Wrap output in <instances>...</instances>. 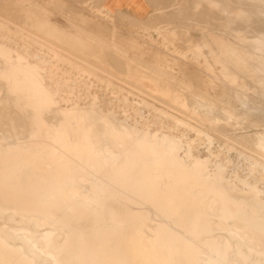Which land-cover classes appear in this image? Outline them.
I'll return each mask as SVG.
<instances>
[{
  "label": "rangeland",
  "instance_id": "374dc122",
  "mask_svg": "<svg viewBox=\"0 0 264 264\" xmlns=\"http://www.w3.org/2000/svg\"><path fill=\"white\" fill-rule=\"evenodd\" d=\"M145 1L151 13L147 18L137 20L110 13L101 0H0V145H3L0 146V211L4 215L10 212L16 218L26 220L27 212L40 210L49 220L51 215L55 220L61 218L71 232H66L61 242L52 245V237L57 231L37 227L41 234L38 238L45 243V248L40 249L33 242L30 227L12 226L6 218L0 217V228L13 235L21 234L29 243L32 242L42 257L54 260L53 264H59L68 257L72 263L62 264H97L108 258L106 254L111 250L116 252L115 260L122 264H199L202 262L199 256L204 247L210 251L206 256L207 264H236L228 258L232 249L243 264H264V249L259 248L258 242L253 238L238 240L234 230L216 228L213 223L218 220H238L258 231L264 241V171L259 166L264 163V157L258 154L259 150L264 152V60L259 58L264 52L257 49L264 42V0ZM243 2L250 4L251 10ZM48 4H51L50 9ZM230 7L238 8L231 10ZM253 8L257 9V13ZM237 11L242 14H235ZM87 21L93 23L87 24ZM238 22L240 23L237 24ZM259 22H263V25L259 26ZM241 23L248 25L244 24L246 27H243ZM255 26L257 30H254ZM241 32L247 34H240ZM251 32L257 36L259 34L261 38ZM248 34L255 35L256 38H251ZM65 37L87 46L89 50L85 48L83 52L74 48L66 42ZM115 44L120 45L115 48ZM141 49L143 54L139 53ZM28 55L45 58V70L33 72L24 59ZM82 63L86 66L83 67ZM96 68L98 75L95 73ZM105 76H109L107 80ZM230 80H233L231 84L228 83ZM223 93L232 97L227 98ZM86 94L88 97H98L97 106L102 112L110 109L111 102L116 110H124L132 120L138 118L139 129L169 133L180 142L178 154L181 161L171 148L148 143L139 132L128 135L125 128L111 124L107 119L87 110L72 117L60 116L57 112L58 106L61 109L70 108L79 100L82 103L87 101L83 98ZM160 94H169L179 111L173 108L166 110L163 100L154 99ZM178 98L181 103L177 101ZM117 116L118 119H123L119 114ZM179 116V119L186 121L177 122L176 118ZM128 125L134 126L132 121H128ZM197 130L211 136L210 144ZM188 145L191 146L194 157L206 158L207 162L200 165L199 162L189 161V166L182 163L188 160ZM36 146L45 151L53 146L70 148L74 153L65 156V160H62L65 161L63 167H56L53 173H46L45 168L44 176H36L23 161L27 156L21 153L22 149ZM91 150L97 154L92 155L90 160L99 164L98 169L102 177L110 180L108 182L113 185L112 190L108 189L104 179H93L90 174L86 175L87 180H90L84 183L78 181L75 175L67 176V168L80 160L76 152ZM122 150L126 154L121 153ZM57 157L49 155V158ZM42 158L41 153L35 155V163L40 168H44ZM201 169L205 170L203 176L199 173ZM185 174L192 176L194 181L187 182ZM57 183L60 184L61 193L54 195L51 190ZM73 187L87 195L86 198L96 206L91 207L80 199H74V194L69 192ZM197 187H200V191ZM210 195L221 201L220 216L204 209L203 202ZM37 197L42 199L41 203L36 202ZM241 200L248 205H239ZM228 203L233 206V210ZM248 208H252L254 212ZM151 211L156 212V220L152 219ZM238 232L242 230L239 229ZM147 243L149 248L145 249L144 245ZM22 249L24 250L20 242L8 241L0 232V264H45L41 258L37 260L32 255L30 257Z\"/></svg>",
  "mask_w": 264,
  "mask_h": 264
},
{
  "label": "bare ground",
  "instance_id": "6f19581e",
  "mask_svg": "<svg viewBox=\"0 0 264 264\" xmlns=\"http://www.w3.org/2000/svg\"><path fill=\"white\" fill-rule=\"evenodd\" d=\"M35 1V0H34ZM153 1H155L156 2V0H153ZM234 1V0H233ZM236 1V0H235ZM234 1V2H235ZM237 1H239V0H237ZM243 1H245V0H243ZM11 2V1H10ZM15 2V1H14ZM33 2V1H32ZM31 2V3H32ZM38 2V1H37ZM240 2V1H239ZM246 2H248V1H246ZM246 2H243V5H244V3H245V5H246ZM261 2H263V1H261ZM29 3V2H28ZM45 3H46V1H45ZM44 3V4H45ZM58 3V2H57ZM72 3V2H71ZM178 3V2H177ZM200 3V2H199ZM217 3H219V1L217 2ZM222 3L224 4L225 3V1H222ZM237 3V2H236ZM16 4V3H15ZM19 4V3H18ZM41 4V3H40ZM44 4H42V5H44ZM52 4V3H51ZM51 4H48L49 5V9H50V6H51ZM53 4H55V3H53ZM176 4V3H175ZM201 4V3H200ZM220 4H221V2H220ZM232 4V3H231ZM231 4L229 5V6H231ZM3 5V4H2ZM6 5V4H5ZM10 5V4H9ZM22 5V4H21ZM60 5V4H59ZM59 5H55L56 7H59ZM214 5V4H213ZM233 6H235L236 7V5H234V4H232ZM248 5V4H247ZM246 5V6H247ZM250 5V4H249ZM249 5H248V7H249ZM13 6V5H12ZM61 6V5H60ZM224 6V5H223ZM17 7H18V5H17ZM48 7V6H47ZM68 7V6H67ZM156 7V6H155ZM168 7V6H167ZM225 7V6H224ZM227 7H228V5H227ZM234 7V8H235ZM238 7H241V6H239L238 5ZM237 7V8H238ZM247 7V8H248ZM253 7V6H252ZM11 8H13V7H11ZM21 8V7H20ZM72 7H70V9H71ZM233 7H230V9L231 10H233L234 9ZM236 8V9H237ZM244 7H242V9H243ZM246 8V9H247ZM255 8V7H254ZM254 8H253V10H254ZM54 9H55V7H54ZM59 9V8H58ZM73 9V8H72ZM236 9H234V10H236ZM240 10V11H242V13H243V10ZM249 10H251V8L249 7L248 8ZM65 10V9H64ZM74 10V9H73ZM173 10V9H172ZM239 10V9H238ZM244 10H245V8H244ZM257 9H255L254 11H256ZM262 10V9H261ZM18 11V10H17ZM21 11V10H20ZM28 11H30V9L28 10ZM72 11V10H71ZM108 11V10H107ZM169 11V10H168ZM171 11V10H170ZM240 11H237V13H235V14H238V12H239V14L241 13ZM245 11H247V10H245ZM244 11V12H245ZM254 11H252L253 12V14H255L256 15V13H257V11H256V13L254 12ZM205 12V11H204ZM203 12V13H204ZM209 12V11H208ZM215 12V11H214ZM251 12V11H250ZM249 12V13H250ZM10 13V12H9ZM27 13V12H26ZM26 13H23V14H26ZM52 13V12H51ZM166 13V12H165ZM184 13V12H183ZM213 13V12H212ZM241 13V14H242ZM247 13L248 12H246L245 14L247 15ZM261 13H262V11H261ZM36 14V13H35ZM198 14H200V13H198ZM207 14V13H206ZM210 14V13H209ZM208 14V15H209ZM217 14V13H216ZM230 14V13H229ZM235 14H234V16H235ZM244 14V15H245ZM258 14H259V9H258ZM264 14V13H263ZM263 14H261V15H263ZM37 15V14H36ZM205 15V14H204ZM26 16V15H25ZM29 16H31V14H30V12H29ZM48 16V15H47ZM158 16V15H157ZM175 16V15H174ZM206 16V15H205ZM220 16V15H219ZM241 16H243V15H241ZM240 16V17H241ZM257 16V15H256ZM255 16V17H256ZM70 17V16H69ZM127 17V16H126ZM160 17V16H159ZM170 17V16H169ZM176 17V16H175ZM184 17V16H183ZM182 17V18H183ZM221 17V16H220ZM246 17V16H245ZM26 18V17H25ZM34 18V17H33ZM32 18V19H33ZM40 19H42L41 17H39ZM76 18V17H75ZM125 18V17H124ZM174 18V17H173ZM178 18V17H177ZM181 18V19H182ZM185 18V17H184ZM216 18V17H215ZM217 18H218V16H217ZM222 18V17H221ZM262 18V17H261ZM1 19V18H0ZM35 19H36V17H35ZM72 20H75V19H73V18H71ZM77 19H79V17L77 18ZM76 19V20H77ZM81 19V18H80ZM84 19V18H83ZM83 19H81L82 21H83ZM188 19V18H187ZM219 19V18H218ZM243 19V18H242ZM241 19V20H242ZM256 20L255 21H257V18H255ZM37 20V19H36ZM85 20V19H84ZM159 20V19H158ZM172 20V19H171ZM185 20V19H184ZM204 20V19H203ZM216 20V19H215ZM241 20H239V21H241ZM247 20V19H246ZM264 20V18L262 19V21ZM14 21V20H13ZM50 21V20H49ZM167 21V20H166ZM182 21V20H181ZM211 21H212V19H211ZM253 21H254V19H253ZM2 22H3V20H2ZM7 22V21H6ZM37 22V21H36ZM41 22V21H40ZM48 22V21H47ZM61 22V21H60ZM88 22L89 21H87V24H88ZM91 22V21H90ZM89 22V23H90ZM155 22V21H154ZM180 22V21H179ZM210 22V21H209ZM244 22V21H243ZM46 23V22H45ZM49 23V22H48ZM69 23V22H68ZM77 23V22H76ZM91 23H93V22H91ZM141 23V22H140ZM143 23V22H142ZM190 23V22H189ZM203 23V22H202ZM205 23V22H204ZM240 22H238L237 24H239ZM248 23V22H247ZM246 23V24H247ZM256 23H258V22H256ZM260 24H259V26L261 25H263V24H261V23H263V22H259ZM3 24V23H2ZM8 24V23H7ZM10 24V23H9ZM51 24V21H50V23L48 24V25H50ZM78 24V23H77ZM80 24V23H79ZM78 24V25H79ZM86 24V25H87ZM236 24V25H237ZM241 24H243V23H241ZM245 24V23H244ZM243 24V25H244ZM245 24V25H246ZM249 24H251L250 22H249ZM253 24V23H252ZM251 24V25H252ZM27 25V24H26ZM33 25V24H32ZM45 25V24H44ZM55 25H57V24H55ZM125 25V24H124ZM213 25H217V24H213ZM224 25V24H223ZM234 25H235V21H234ZM233 25V26H234ZM242 25V26H243ZM243 26V27H246V26ZM256 25V24H255ZM14 26V25H13ZM35 26V25H34ZM45 26H47V25H45ZM45 26H43V27H45ZM89 26V25H88ZM164 26V25H163ZM201 26V25H200ZM222 26V25H221ZM228 26V25H227ZM230 26V25H229ZM231 26H232V24H231ZM254 26V25H253ZM17 27V26H16ZM58 27V26H57ZM81 27H83V25L81 26ZM90 27V26H89ZM193 27H195V26H193ZM210 27V26H209ZM249 27V26H248ZM250 27H252V26H250ZM256 27V26H255ZM254 27V28H255ZM61 28H62V26H61ZM79 28H80V26H79ZM84 28V27H83ZM96 28V27H95ZM196 28H197V26H196ZM216 28V27H215ZM233 28V27H232ZM253 28V27H252ZM251 28V29H252ZM262 28H264V26H262ZM45 29V28H44ZM50 29V28H49ZM53 29H55V28H53ZM208 30H210L209 28H207ZM235 30H236V26H235V28H234ZM259 29V28H258ZM17 30V29H16ZM21 30H22V28H21ZM62 30V29H61ZM188 30V29H187ZM200 30V29H199ZM233 30V29H232ZM244 30V29H243ZM242 30V31H243ZM250 30V29H249ZM254 30H257V27H256V29H254ZM26 31V30H25ZM28 31H31V30H28ZM53 31V30H52ZM60 31V30H59ZM89 31V30H88ZM98 31V30H97ZM185 31V30H184ZM238 32H240L239 30H237ZM251 31V30H250ZM252 31H253V29H252ZM3 32V31H2ZM11 32V31H10ZM21 32H24V31H21ZM73 32V31H72ZM180 32V31H179ZM255 32V31H254ZM252 33L251 32V34H255V33ZM261 32V31H260ZM259 32V33H260ZM13 33V32H12ZM15 33H17V32H15ZM19 33H20V31H19ZM32 33H34V32H32ZM116 33V32H115ZM210 33H211V31H210ZM237 33V32H236ZM235 33V34H236ZM257 33H258V31H257ZM21 34V33H20ZM41 34V33H40ZM96 34H98L97 32H96ZM107 34H109V33H107ZM112 34V33H111ZM181 34V33H180ZM205 34H206V32H205ZM219 34V33H218ZM234 34V33H233ZM239 34V33H238ZM237 34V35H238ZM240 34H247V32L245 33H240ZM263 34V33H262ZM27 35H30V34H27ZM26 35V36H27ZM34 35H36V34H34ZM130 35V34H129ZM172 35V34H171ZM208 35V34H207ZM216 35V34H215ZM229 35V34H228ZM249 35V34H248ZM256 36H257V34H255ZM255 35L253 36V35H251V36H253V37H255ZM264 35V34H263ZM107 36H109V35H107ZM107 36H106V38H107ZM121 36V35H120ZM165 36V35H164ZM182 36H183V34H182ZM220 36V35H219ZM234 36V35H233ZM250 36V35H249ZM250 36V37H251ZM32 37V36H31ZM37 38L39 37V36H36ZM35 37V38H36ZM102 37V36H101ZM104 37H105V35H104ZM103 37V38H104ZM110 37V36H109ZM168 37V36H167ZM171 37H173V36H171ZM204 37V36H203ZM211 37H212V35H211ZM215 37H217V35L215 36ZM245 37V36H244ZM246 37H247V35H246ZM257 37H259V38H261L260 36H259V34H258V36ZM42 39H43V37H41ZM40 38V39H41ZM66 38V42L67 43H69V44H71V45H73V47L74 48H78V49H81L82 51L86 48V49H88V47L87 46H85V45H82V44H78V43H75V42H73V41H71L70 39H67V37H65ZM73 38V37H72ZM114 38V37H113ZM125 38V37H124ZM127 38V37H126ZM135 38V37H134ZM213 38V37H212ZM252 38V37H251ZM256 38V37H255ZM258 38V39H259ZM108 39V38H107ZM115 39V38H114ZM113 39V40H114ZM128 39H130V38H128ZM136 39V38H135ZM174 39V38H173ZM214 39H216V38H214ZM226 39V38H225ZM224 39V40H225ZM247 39V38H246ZM8 40H10V39H8ZM37 40V39H36ZM44 40H46L45 38H44ZM104 40V39H103ZM112 40V41H113ZM169 40V39H168ZM208 40H210V39H208ZM218 40V39H217ZM220 40H221V38H220ZM223 40V39H222ZM261 40H263V39H261ZM80 41V40H79ZM115 41H117V40H115ZM114 41V42H115ZM126 41V40H125ZM125 41H123V42H125ZM130 41V40H129ZM207 41V39L205 40V42ZM214 43H215V41L214 40H212ZM211 41V42H212ZM38 42H39V40H38ZM49 42H51V41H49ZM81 42V41H80ZM131 42V41H130ZM129 42V43H130ZM203 42H204V40H203ZM209 42V41H208ZM219 42V41H218ZM44 43H45V41H44ZM88 43V42H87ZM133 43H134V41H133ZM136 43V42H135ZM138 43V42H137ZM136 43V44H137ZM202 43V42H201ZM207 43V42H206ZM216 43H217V41H216ZM222 43H224V42H222ZM52 44V43H51ZM55 44V43H54ZM92 44V43H91ZM90 44V45H91ZM121 44H123V43H121ZM135 44V45H136ZM208 44V43H207ZM211 44V43H210ZM213 44V43H212ZM211 44V45H212ZM218 44V43H217ZM219 44H221V43H219ZM56 45V44H55ZM90 45H89V47H90ZM116 45H120V44H115V48H116ZM128 45H130V44H128ZM133 45V44H132ZM180 45V44H179ZM44 46V45H43ZM124 46V45H123ZM122 46V47H123ZM139 46H141V45H139ZM221 46V45H220ZM223 46V45H222ZM51 47H52V45H51ZM55 47V46H54ZM101 47V46H100ZM108 47V46H107ZM135 47V46H134ZM134 47H133V49H134ZM12 48V47H11ZM59 48H60V46H59ZM118 48V47H117ZM123 48H125V50H126V47H123ZM130 48H131V46H130ZM137 48H139V47H137ZM206 48V47H205ZM227 48V47H226ZM7 49V48H6ZM5 49V50H6ZM92 50H93V48H91ZM132 49V48H131ZM136 49V48H135ZM228 49V48H227ZM238 49H240V48H238ZM257 49L259 50V51H262V52H264V42H261V44L257 47ZM89 50V49H88ZM129 50V49H128ZM136 50H138V49H136ZM136 50H135V52H136ZM148 50V49H147ZM219 50V49H218ZM7 51V50H6ZM51 51V50H50ZM64 51V50H63ZM62 51V52H63ZM97 51V50H96ZM103 51V50H102ZM122 51V50H121ZM130 51H132V50H130ZM61 52V53H62ZM84 52V51H83ZM93 52V51H92ZM137 52H139V51H137ZM210 52H212V51H210ZM221 52V51H220ZM4 53V52H3ZM10 53V52H9ZM68 53V52H67ZM71 53V52H70ZM73 53V52H72ZM86 53H88V52H86ZM104 53V52H103ZM127 53V52H126ZM139 53H141V54H143L142 53V49H141V52H139ZM241 53V52H240ZM63 54H65V52L63 53ZM92 54V53H91ZM97 54V53H96ZM112 54V53H111ZM132 54V53H131ZM134 54V53H133ZM159 54V53H158ZM217 54V53H216ZM222 54V53H221ZM229 54H231V53H229ZM235 54H237V53H235ZM235 54H234V56H235ZM21 55V54H20ZM33 55V54H32ZM66 55V54H65ZM72 55V54H71ZM98 55V54H97ZM97 55H96V57H97ZM101 55H102V53H101ZM113 56H114V54H112ZM136 55V54H135ZM134 55V56H135ZM149 55V54H148ZM166 55V54H165ZM239 55V54H238ZM77 56V55H76ZM100 56V55H99ZM111 56V55H110ZM118 56V55H117ZM122 56V55H121ZM120 56V57H121ZM134 56H131L132 58L134 57ZM144 56H146V55H144ZM210 57L212 56V55H209ZM216 57H217V55H215ZM245 56H247V54L245 55ZM244 56V57H245ZM254 56V55H253ZM252 56V57H253ZM75 57V56H74ZM103 57V56H102ZM101 57V58H102ZM105 57V56H104ZM151 57V56H150ZM158 57V56H157ZM209 57V58H210ZM219 57H220V55H219ZM219 57H217V58H219ZM231 57V56H230ZM238 57V56H237ZM236 57V58H237ZM122 58H123V56H122ZM125 58V57H124ZM137 58H139V57H137ZM149 58V57H148ZM156 58V57H155ZM213 58V57H212ZM251 58V57H250ZM253 58H255V57H253ZM259 58L260 59H262V60H264V54H261V56H259ZM3 59V58H2ZM13 59V58H12ZM24 59H25V61H26V63H28V65L29 66H31V67H29L30 69H33V72H43L44 70H45V68H46V65H47V61L45 60V58H43V57H41V56H39V55H34V56H24ZM71 59V58H70ZM78 59H79V56H78ZM104 59V58H103ZM216 59V58H215ZM237 59H239V58H237ZM236 59V60H237ZM244 59V58H243ZM242 59V60H243ZM76 60V59H75ZM84 60H86V59H84ZM148 60V59H147ZM151 60H152V58H151ZM219 60V59H218ZM52 61V60H51ZM72 61V60H71ZM77 61V60H76ZM82 61H83V58H82ZM81 61V62H82ZM87 62H88V60H86ZM222 61H223V59H222ZM244 61V60H243ZM247 61V59H245V62ZM250 61V60H249ZM80 62V63H81ZM108 62V61H107ZM140 62V61H139ZM218 62V61H217ZM234 62V61H233ZM236 62V61H235ZM245 62H243V64L245 63ZM74 63V62H73ZM78 63V62H77ZM142 63V62H141ZM150 63V62H149ZM158 63H160V62H158ZM162 63V62H161ZM165 63V62H164ZM213 63H215V62H213ZM239 63V62H238ZM250 63V62H249ZM260 63V62H259ZM143 64V63H142ZM166 64V63H165ZM225 64H227V63H225ZM241 64V63H240ZM239 64V65H240ZM254 64H256V62L254 63ZM261 64V63H260ZM1 65V64H0ZM8 65V64H7ZM82 65H83V63H82ZM81 65V66H82ZM85 66H86V64H84ZM84 65H83V67H84ZM91 65H92V62H91ZM94 65V64H93ZM123 65H124V62H123ZM144 65H145V63H144ZM149 65V64H148ZM153 65V64H152ZM155 65V64H154ZM248 65V64H247ZM89 66V65H88ZM150 66V65H149ZM192 66V65H191ZM229 66V65H228ZM234 66H235V64H234ZM241 66V65H240ZM6 67V66H5ZM95 67V66H94ZM127 67V66H126ZM144 67H146V66H144ZM154 67V66H153ZM208 67V66H207ZM215 67V66H214ZM237 67V66H236ZM255 67H256V65H255ZM87 68V67H86ZM89 68V67H88ZM92 68V67H91ZM206 68V67H205ZM252 68H253V66H252ZM262 68H263V66H262ZM158 69V68H157ZM209 69V68H208ZM240 69V68H239ZM251 69V68H250ZM254 69V68H253ZM252 69V70H253ZM261 69V68H260ZM89 70V69H88ZM97 68L95 69V71H94V69H93V71L95 72V73H97V75L99 74V72H97ZM115 70H116V68H115ZM162 70V69H161ZM232 70V69H231ZM249 70V69H248ZM101 71V70H100ZM142 71V70H141ZM220 71V70H219ZM224 71V70H223ZM239 71H241V69L239 70ZM244 71H246V70H244ZM263 71H264V69H263ZM87 72H89V71H87ZM92 72V71H91ZM199 72V71H198ZM210 72V71H209ZM221 72V71H220ZM226 72V71H225ZM229 72V71H228ZM253 72H254V70H253ZM105 73V72H104ZM159 73H161V72H159ZM163 73H164V71H163ZM216 73V72H215ZM214 73V74H215ZM230 73V72H229ZM240 73V72H239ZM101 74H102V72H101ZM207 74V73H206ZM213 74V73H212ZM244 74V73H243ZM252 74V73H251ZM257 74H259V73H257ZM92 75H94V74H92ZM103 75V74H102ZM106 75V74H105ZM107 75H109V74H107ZM161 75H162V73H161ZM216 75V74H215ZM220 75V74H219ZM225 75H226V73H225ZM237 75H238V73H237ZM237 75H236V77H237ZM254 75V74H253ZM19 76H20V74H19ZM57 76V75H56ZM164 76V75H163ZM217 76V75H216ZM221 76V75H220ZM228 76V75H227ZM240 76H241V74H240ZM239 76V77H240ZM242 76H244V75H242ZM251 76V75H250ZM99 77V76H98ZM107 77H109V76H105V79L107 80ZM110 77H113V76H110ZM155 77V76H154ZM234 77V76H233ZM255 77V76H254ZM95 79H97V77H95ZM147 79H148V77H147ZM161 79H162V77H161ZM164 79H165V77H164ZM170 79H171V77H170ZM208 79H209V77H208ZM227 79H228V77H227ZM229 79H231V77H229ZM240 79H241V77H240ZM245 79H247V76L245 77ZM257 79H258V77H257ZM19 80V79H18ZM103 80V79H102ZM109 80V79H108ZM140 80V79H139ZM146 80V79H145ZM203 80V79H202ZM255 80V79H254ZM253 80V81H254ZM98 81V80H97ZM115 81V80H114ZM126 81V80H125ZM151 81V80H150ZM200 81V80H199ZM231 81H233V80H230L228 83H230ZM257 81V80H256ZM86 82V81H85ZM110 82V81H109ZM112 82V81H111ZM205 82V81H204ZM242 82V81H241ZM5 83V82H4ZM3 82H2V84H4ZM152 83V82H151ZM206 83V82H205ZM247 83V82H246ZM1 84V85H2ZM84 85H85V83H83ZM87 84H88V82H87ZM110 84H112V83H110ZM171 84V83H170ZM209 84V83H208ZM223 84V83H222ZM231 84V83H230ZM240 84V83H239ZM243 84V83H242ZM241 84V85H242ZM252 84V83H251ZM99 85V84H98ZM115 85V84H114ZM114 85H113V87H114ZM234 85V84H233ZM11 86V85H10ZM41 86V85H40ZM70 86V85H69ZM72 86H74V85H72ZM86 86V85H85ZM92 86V85H91ZM116 86H118V85H116ZM125 86V85H124ZM132 86V85H131ZM158 86H160V85H158ZM207 86V85H206ZM205 86V87H206ZM8 87V86H7ZM42 87V86H41ZM142 87V86H141ZM153 87V86H152ZM219 87V86H218ZM242 87V86H241ZM5 88V87H4ZM14 88V87H13ZM77 88H79L78 86H77ZM103 88V87H102ZM118 88V87H117ZM121 88H123V86H121ZM133 88V87H132ZM139 88H140V86H139ZM138 88V89H139ZM159 88V87H158ZM18 89V88H17ZM137 89V90H138ZM142 89V88H141ZM151 89V88H150ZM169 89V88H168ZM190 89V88H189ZM216 89V88H215ZM5 90H6V88H5ZM76 90V89H75ZM83 90V89H82ZM125 90V89H124ZM127 90H128V88H127ZM129 90H130V88H129ZM208 90H209V87H208ZM207 90V91H208ZM214 90V89H213ZM235 90V89H234ZM102 91V90H101ZM115 91V90H114ZM220 92V91H219ZM5 93V92H4ZM12 93V92H11ZM24 93V92H23ZM51 94H52V92H50ZM130 93H131V91H130ZM213 93V92H212ZM220 93H222V92H220ZM13 94V93H12ZM22 94V93H21ZM55 94V93H54ZM53 94V95H54ZM134 94H135V92H134ZM223 94H226V93H223ZM5 95V94H4ZM3 95V96H4ZM15 95V94H14ZM24 95V94H23ZM35 95V94H34ZM40 95V94H39ZM105 95V94H104ZM104 95H103V97H104ZM107 95V94H106ZM144 95V94H143ZM184 95V94H183ZM219 95V94H218ZM227 96H225V97H227L228 98V96H230V95H228V94H226ZM8 96V95H7ZM29 96V95H28ZM83 95H80V97H82ZM137 96V95H136ZM217 96V95H216ZM220 96V95H219ZM219 96H217V97H219ZM13 97V96H12ZM27 97V96H26ZM86 98V100L87 101H83V103L82 102H80V100H79V102L77 103H74L73 105H71V107L70 108H64V109H61V108H59V106L58 107H56L57 108V112L60 114V116H64V117H72V116H75V115H77L79 112H81L82 110H87V112H91V113H94V114H96L97 116H99V117H101V118H103V119H107L108 121H109V123H111V124H115V125H117L118 127H122V128H125V133L126 134H128V135H134L135 133H137V132H139V133H141L142 134V137H143V140L144 141H146V142H148V143H153V144H156V145H158L159 147H161V148H167V147H169V148H171L173 151H174V155L178 158V159H180V161H181V158H180V156H179V150H180V142L178 141V140H176L174 137H172L171 135H169V133H163V132H157V131H151L150 129H148V128H146V130H144V129H139V127H138V125H139V122H140V120L137 118V119H131L130 118V116L124 111V110H116V108H114L113 107V104L111 103V102H109V107H110V109L107 111V112H102V110H99V107L97 106V104H98V102H97V99H98V97L97 96H87V94H86V96L84 95L83 96V98ZM102 97V96H101ZM109 97V96H108ZM142 97V96H141ZM202 97H204V96H202ZM201 97V98H202ZM206 97H208V96H206ZM223 97V96H222ZM230 97H232V96H230ZM230 97H229V100H230ZM44 98H46V97H44ZM112 98V97H111ZM156 98H158V99H161V100H163L164 102H163V105L165 106V108H166V110H168L169 111V108H173V110H176L177 108L175 107L176 105H174L173 103H172V97L169 95V94H160V95H156L155 97H154V99H156ZM4 99V98H3ZM2 99V100H3ZM23 99H24V97H23ZM27 99H28V97H27ZM81 99V98H80ZM109 99V98H108ZM158 99H156V100H158ZM200 99V98H199ZM205 99V98H204ZM224 99V98H223ZM45 100V99H44ZM46 100H48V99H46ZM50 100V99H49ZM54 100V99H53ZM52 100V101H53ZM89 100V101H88ZM100 100H102V99H100ZM145 100V99H144ZM232 100V99H231ZM11 101V100H10ZM20 101V100H19ZM37 101V100H36ZM35 101V102H36ZM147 101H149V100H147ZM151 101V100H150ZM177 101L179 102V103H181V100L178 98L177 99ZM221 101H223L222 99H221ZM25 102V101H24ZM28 102V101H27ZM32 102V101H31ZM34 102V101H33ZM48 102V101H47ZM159 102H161L160 100H159ZM224 102V101H223ZM11 103V102H10ZM42 103H43V101H42ZM100 103V102H99ZM222 103V102H221ZM226 103V102H225ZM32 104V103H31ZM147 104V103H146ZM153 104V103H152ZM241 104V103H240ZM15 105V104H14ZM35 105V104H34ZM44 105H45V103H44ZM50 105H52V104H50ZM60 105V104H59ZM162 105V107L164 108V106ZM39 106V105H38ZM154 106V105H153ZM12 107H13V105H12ZM41 107H43V105L41 106ZM54 107V106H53ZM6 108V107H5ZM14 108V107H13ZM47 108V107H46ZM155 108V107H154ZM220 108V107H219ZM23 109V108H22ZM27 109V108H26ZM30 109V108H29ZM235 109H238V108H235ZM3 110V109H2ZM31 110V109H30ZM165 110V109H164ZM3 111H5V110H3ZM8 111V110H7ZM19 111H21V109L19 110ZM33 111V110H32ZM163 111V110H162ZM179 110L177 109V112H178ZM10 112V111H9ZM40 112V111H39ZM53 112V111H52ZM171 112V111H170ZM116 113H118L121 117H123V119L121 120V119H118L117 117V115H116ZM168 113V112H167ZM7 114V113H6ZM33 114V113H32ZM173 114V113H172ZM11 115V114H10ZM20 115V114H19ZM50 115V114H49ZM89 115V114H88ZM171 115V114H170ZM175 115V114H174ZM32 116V115H31ZM47 116V115H46ZM51 116V115H50ZM79 116V115H78ZM117 116V117H116ZM186 116V115H185ZM189 116V115H188ZM63 117V118H64ZM91 117V116H90ZM96 117V116H95ZM176 117H177V115H176ZM187 117V116H186ZM23 118V117H22ZM32 118H34L33 116H32ZM180 118V116L178 117V118H176V121L177 122H183V121H186L185 119L184 120H181V119H179ZM189 118V117H188ZM40 119V118H39ZM38 119V120H39ZM58 119V118H57ZM66 119V118H65ZM95 119V118H94ZM7 120V119H6ZM48 120V119H47ZM75 120V119H74ZM96 120H98L97 119V117H96ZM3 121H5V120H3ZM13 121V120H12ZM30 121V120H29ZM49 121V120H48ZM51 121V120H50ZM53 121H54V119H53ZM57 121V120H56ZM63 121V120H62ZM70 121V120H69ZM76 121V120H75ZM92 121V120H91ZM103 121V120H102ZM128 121H132V123H133V125L134 126H132V125H128ZM175 121V122H176ZM28 122V121H27ZM32 122V121H31ZM79 122V121H78ZM94 122V121H93ZM176 122V123H177ZM5 123V122H4ZM9 123V122H8ZM54 123H55V121H54ZM74 123V122H73ZM195 123H197V122H195ZM64 124V123H63ZM76 124V123H75ZM94 124V123H93ZM165 124V123H164ZM187 124V123H186ZM193 124V123H192ZM191 124V125H192ZM2 125V124H1ZM28 125V124H27ZM78 125V124H77ZM76 125V126H77ZM86 125V124H85ZM100 125V124H99ZM104 125V124H103ZM114 125V126H115ZM190 125V127L191 128H193V129H195L194 127H192V126H195V124L194 125H192L191 126ZM200 125V124H199ZM32 126H33V124H32ZM177 126V125H176ZM260 126V125H259ZM34 127H36V125L34 126ZM67 127V126H66ZM93 127V126H92ZM116 127V126H115ZM199 127H201V126H199ZM203 127H205V126H203ZM7 128V127H6ZM5 128V129H6ZM74 128V127H73ZM102 128H103V126H102ZM114 128V127H113ZM175 128V127H174ZM20 129V128H19ZM59 129H61V128H59ZM64 129V128H63ZM89 129V128H88ZM201 129V128H200ZM203 129V128H202ZM205 129V128H204ZM203 129V130H204ZM12 130V129H11ZM24 130V129H23ZM29 130V129H28ZM27 130V131H28ZM83 130V129H82ZM81 130V131H82ZM86 130V129H85ZM93 130V129H92ZM182 130V129H181ZM209 130V129H208ZM60 131V130H59ZM77 131V130H76ZM75 131V132H76ZM116 131V130H115ZM15 132V131H14ZM30 132H32V131H30ZM52 132H53V130H52ZM106 132V131H105ZM207 132V131H206ZM210 132V131H209ZM48 133H49V131H48ZM82 133H84V132H82ZM89 133V132H88ZM197 133L198 134H203L205 137H206V139L208 140V143L210 144V142H211V136H209V134H207V133H205V132H201L200 130L198 131L197 130ZM263 133V132H262ZM66 134V133H65ZM72 134V133H71ZM81 134V133H80ZM92 134V133H91ZM96 134V133H95ZM224 134V133H223ZM51 135V134H50ZM93 136H94V134H92ZM1 136H3V135H1ZM10 136V135H9ZM15 136V135H14ZM29 136H30V134H29ZM48 136H49V134H48ZM53 136V135H52ZM66 136H68L67 134H66ZM88 136V135H87ZM92 136V137H93ZM176 136V135H175ZM203 136V137H204ZM4 137V136H3ZM40 137H42L41 136V134H40ZM106 137V136H105ZM104 137V138H105ZM227 137V136H226ZM13 138V137H12ZM90 138V137H89ZM95 138V137H94ZM108 138H110V137H108ZM228 138V137H227ZM232 137H230V139H231ZM235 138V137H234ZM242 138H243V136H242ZM31 139V138H30ZM50 139V138H49ZM48 139V140H49ZM79 139V138H78ZM91 139V138H90ZM93 139V138H92ZM230 139H228V140H230ZM233 139V138H232ZM3 140V139H2ZM100 140V139H99ZM233 140H236V139H233ZM252 140V139H251ZM36 141V140H35ZM41 141V140H40ZM76 141H77V139H76ZM75 141V142H76ZM82 141V140H81ZM103 141H105V140H103ZM34 142V141H33ZM44 142V141H43ZM89 142H90V140H89ZM111 142V141H110ZM236 142H237V140H236ZM2 143V142H1ZM20 143H22V142H20ZM71 143V142H70ZM82 143V142H81ZM91 143V142H90ZM92 143H94V142H92ZM101 143V142H100ZM106 143H108V142H106ZM225 143V142H224ZM228 143V142H227ZM14 144V143H13ZM83 144V143H82ZM112 144V143H111ZM229 144V143H228ZM240 144V143H239ZM2 145V144H1ZM0 145V146H1ZM5 145V144H4ZM98 145V144H97ZM108 145V144H107ZM119 145V144H118ZM226 145V144H225ZM232 145V144H231ZM249 145V144H248ZM3 146V145H2ZM8 146V145H7ZM28 146V145H27ZM95 146V145H94ZM222 146V145H221ZM233 146V145H232ZM231 146V147H232ZM110 147V146H109ZM183 147V146H182ZM188 147V155H186L187 156V161L186 162H182V163H184L186 166H189L190 165V163H188L189 161H196V162H199L200 163V165H202V164H204V163H206L207 162V159L206 158H197V157H194L193 155H192V153H191V146H187ZM223 147V146H222ZM230 147V146H229ZM235 147V146H234ZM4 148V147H3ZM10 148H12V147H10ZM15 148V147H14ZM23 148V147H22ZM98 148V147H97ZM101 148V147H100ZM194 148V147H193ZM19 149V148H18ZM96 149V148H95ZM232 149H234V148H232ZM251 149V148H250ZM43 151H45V149H43V148H40V147H38V146H36V147H34V148H31V149H22L21 150V153L22 154H24V155H26L27 156V158H26V160H23L24 162H26L27 163V167L29 168V169H31L33 172H34V174L36 175V176H44L45 175V172H44V170H45V168H46V173H53L54 172V170H55V168L56 167H58V166H62V164H63V166H64V163H65V161H62V160H65V156H69V155H73V150L72 149H70V148H61V147H56V146H53L52 148H49V149H47L45 152H43ZM121 151V150H120ZM166 152V151H165ZM208 152V151H207ZM224 152V151H223ZM239 152H241V151H239ZM39 153H41V155L43 156V158H42V161H43V165H44V168L42 167V168H40V166L38 165V164H36L35 163V155H37V154H39ZM77 154L76 155H79L80 156V160H79V162H75V163H73V164H71V167L70 168H67V176L68 177H73L74 175V177L78 180V181H80V182H85V181H88V180H90V179H88L87 180V178H86V175H88V174H90L91 176H92V178L94 179V178H97V179H104V181H105V183L107 184V186H108V189L109 190H112L113 189V185L112 184H110V182H108V181H110V180H108L107 178H104V177H102V175H101V172H100V170L98 169V166L97 165H99V164H95V163H93L91 160H90V157L92 156V155H96L97 153L95 152V151H93V150H91V151H89V152H83L82 153V151H79V152H76ZM121 153H123V154H126V151H124V150H122V152ZM244 153V152H243ZM5 154V153H4ZM10 154H12V153H10ZM240 154V153H239ZM258 154L262 157H264V152L262 151V150H259L258 151ZM49 155H52V156H54V155H56V156H58L57 158H49ZM247 155H248V153H247ZM185 156V155H184ZM248 156H250V155H248ZM257 156V155H256ZM209 157V156H208ZM255 159V158H254ZM259 159H260V157H259ZM248 160V159H247ZM257 160V159H256ZM213 161H214V159H213ZM247 162V161H246ZM261 162V161H260ZM211 165V164H210ZM62 166V167H63ZM260 168L264 171V163H261L260 165ZM219 170V169H218ZM25 172H26V170H25ZM80 172H83V174H79ZM24 173V172H23ZM200 176H203L204 175V173H205V170L204 169H201L200 170ZM219 173V172H218ZM249 173V172H248ZM27 174V173H26ZM256 175H258V174H256ZM35 176V177H36ZM27 177V176H26ZM34 177V176H33ZM58 177V179H59V176H57ZM38 178V177H37ZM184 178H186V181L187 182H192V181H194V179L192 178V176H190V175H186L185 174V176H184ZM31 179H33V178H31ZM241 179V178H240ZM239 179V180H240ZM244 179H246L245 177H244ZM34 180V179H33ZM92 180V179H91ZM262 181V180H261ZM165 182V181H164ZM248 182V181H247ZM254 182V181H253ZM60 183V182H59ZM262 183H263V181H262ZM188 188V187H187ZM117 189V188H116ZM189 189V188H188ZM82 190V189H81ZM197 190L198 191H200V187H197ZM238 191V190H237ZM51 192L54 194V195H59L60 193H61V187H60V184H55V186L53 187V190H51ZM69 192H71V193H73L74 194V199H80L84 204H86V205H88V206H91V207H93V206H96V204H94V203H91L86 197H87V195H85L84 193L82 194V193H80L76 188H71V189H69ZM86 193V192H85ZM89 194H90V192H89ZM115 195V194H114ZM57 197V196H56ZM124 197V196H123ZM107 198L109 199V197L107 196ZM106 198V199H107ZM120 199V198H119ZM118 199V200H119ZM124 200V199H123ZM41 201H42V199L40 198V197H37V200H36V202L37 203H41ZM97 201H100L98 198H97ZM115 202H116V200H115ZM118 202V201H117ZM123 202H125V201H123ZM119 203V202H118ZM109 204H110V202H109ZM115 204V203H114ZM149 204V203H148ZM184 204V203H183ZM225 205H226V203H225ZM125 206V205H124ZM146 206V205H145ZM203 206H204V209L206 210V211H210L213 215H216V216H220L221 215V201H220V199L218 198V197H216V196H214V195H210V196H208L205 200H204V202H203ZM228 206L233 210V206L231 205V204H229L228 203ZM147 208H149L148 206H146ZM139 209V208H138ZM246 209V208H245ZM250 211H253L254 212V210L252 209V208H248ZM130 211V210H129ZM256 211V210H255ZM152 212V219L153 220H156L157 218H156V212H154V211H151ZM28 213V218L25 220V219H18V218H16L14 215H13V213H8V214H6V215H4V213L3 212H1L0 211V217H3V218H6L8 221H9V223H10V225H12V226H21V225H23V226H28V227H30L31 228V232H32V236H33V242L35 243V245H37L40 249H42V248H45V243H44V241L43 240H40L38 237L41 235L40 234V232H39V230L37 229V227H44V228H49L50 230H52V231H57V234H55L53 237H52V241H51V244L52 245H56V244H58L59 242H61L62 241V239H63V237H64V235H65V233L67 232V233H70L71 231L69 230V229H67V227L62 223V219L61 218H56V220H55V218H54V216L53 215H51L50 216V220L49 219H47L46 217H44L46 214L43 212V211H40V210H36V211H29V212H27ZM150 216V215H149ZM55 220V221H54ZM169 222V221H168ZM183 222V221H182ZM213 223H214V225L216 226V228H222V229H227V230H234V233H235V236L237 237V239L238 240H242V239H244L245 241L248 239V238H253L256 242H258V244H259V248L260 249H264V241H263V239H262V236H261V234L258 232V231H256V230H254V229H252L250 226H248V225H245L244 223H242V222H240V221H238V220H232V222H226L225 220H218V221H213ZM147 225H149V224H147ZM146 225V226H147ZM168 226V225H167ZM181 226V225H180ZM149 227V226H148ZM185 227V226H184ZM182 228V227H181ZM25 229V228H24ZM239 229H241L242 230V232H238V230ZM178 230V229H177ZM13 231V230H12ZM142 231V230H141ZM0 232L4 235V237L8 240V241H12V242H15V241H17V242H20L21 243V245H22V247L24 248V252L26 253V254H29L30 255V257H31V255L33 256V257H35L37 260H40V258H41V260L43 261V262H45V264H53V261L49 258V257H42L41 256V254H40V252H39V250H37L31 243H29L30 241H28L27 239H25L23 236H21V234L20 235H13L12 233H10L8 230H5V229H1L0 228ZM88 232V231H87ZM144 232V231H143ZM149 232H151V233H153V231L152 230H149ZM178 232V231H177ZM182 232V231H181ZM218 234V233H217ZM240 235V236H239ZM2 237V236H1ZM153 237V236H152ZM161 239V238H160ZM191 239V238H190ZM164 240V239H163ZM199 240V239H198ZM218 241V240H217ZM141 242V241H140ZM151 242V241H150ZM155 242V241H154ZM18 244V243H17ZM50 244V243H49ZM142 244V243H141ZM10 245H11V243H10ZM156 245V244H155ZM158 245H160V244H158ZM245 245V244H244ZM20 246V245H19ZM144 248L145 249H148L149 248V245H148V243L147 244H145L144 245ZM173 249V248H172ZM176 250V249H175ZM143 251V250H142ZM153 251V250H152ZM158 251H159V249H158ZM168 251H169V249H168ZM202 252H201V254H200V256H199V259L202 261L201 263H199V264H207L205 261H206V256L209 254V250H208V248H206V247H204V248H202V250H201ZM144 252V251H143ZM257 252V251H256ZM24 253V254H25ZM116 252L115 251H110L109 253H107L106 254V257H108V258H106L104 261H102V262H98L97 264H111V263H113V264H122L121 262H118L117 260H115V257H116ZM166 254V253H165ZM155 255V254H154ZM167 255V254H166ZM165 255V256H166ZM162 256V255H161ZM169 256H170V254H169ZM174 256V255H173ZM154 258H156V257H154ZM173 258H175V257H173ZM228 258H229V261L230 262H235L236 264H243L242 263V261H241V259L238 257V255L236 254V252H235V250H231L230 251V253H229V256H228ZM165 259V258H164ZM177 259V258H176ZM162 260V259H161ZM169 260V259H168ZM255 260V259H254ZM36 261V260H35ZM170 261V260H169ZM155 262V261H154ZM209 262H211V261H209ZM208 262V263H209ZM36 263V262H35ZM62 263H72V260L68 257V258H65V259H63L62 261H60L59 262V264H62ZM135 263V262H134ZM138 264V263H137ZM157 264V263H156ZM175 264H176V262H175ZM198 264V263H197ZM209 264H212V263H209Z\"/></svg>",
  "mask_w": 264,
  "mask_h": 264
},
{
  "label": "crops",
  "instance_id": "0c3cea01",
  "mask_svg": "<svg viewBox=\"0 0 264 264\" xmlns=\"http://www.w3.org/2000/svg\"><path fill=\"white\" fill-rule=\"evenodd\" d=\"M101 2L110 13L129 16L137 20L147 18L151 13L149 5L145 0H101ZM239 205L244 207L248 203L241 200Z\"/></svg>",
  "mask_w": 264,
  "mask_h": 264
}]
</instances>
